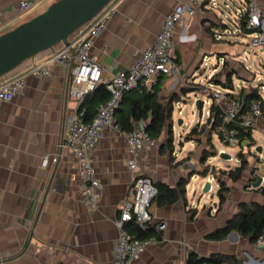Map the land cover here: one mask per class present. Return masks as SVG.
Masks as SVG:
<instances>
[{
    "label": "crops",
    "instance_id": "crops-1",
    "mask_svg": "<svg viewBox=\"0 0 264 264\" xmlns=\"http://www.w3.org/2000/svg\"><path fill=\"white\" fill-rule=\"evenodd\" d=\"M21 1L0 0V34L44 11L55 0H40L28 12L19 13ZM186 1L115 0L116 11L90 50L102 75L109 77L127 70L154 41L164 15L176 3ZM260 2L264 5V0ZM209 10L204 4L175 27L171 53L180 75H160L141 86L149 90L154 87L157 101L172 107V118L176 108L195 105L197 99L190 98L192 92L197 91V98L202 97L196 82L201 58L227 52L215 41ZM61 45L58 43L53 49ZM245 45L236 50L238 56ZM53 49L39 52L5 75L22 76L26 86L22 96L0 100V264H110L118 206L133 197L125 131L105 128L91 152L101 189L96 204L89 206L80 198L75 157L60 144L65 141L68 112L74 108L84 112L88 108V116L92 117L101 101L91 93L80 108L82 101L77 105L68 96L69 63L52 62ZM230 55L218 57L228 59ZM39 64L47 65L48 75L31 73L32 67ZM248 85L241 87L248 91ZM137 95L135 90L126 92L120 107L129 106ZM147 122H133L134 129ZM191 137L178 148L174 144L172 148L165 146L164 135L153 138L155 142L146 146L139 160L138 172L151 177L154 185L162 182L175 187L179 180L189 179L185 196L175 202L159 204L151 200L148 212L154 222H165V228L156 236L158 240L147 245L130 264H188L191 252L198 257L216 253L235 256V262L202 264H255L263 260L255 240L248 236L235 230L220 240L211 239L210 235L223 228L242 205H264V188L251 189L237 180L228 185L220 206L218 185L214 196L197 197V183L190 187L189 184L192 176L200 172L203 147L195 140L198 134ZM211 142L213 145L212 139Z\"/></svg>",
    "mask_w": 264,
    "mask_h": 264
},
{
    "label": "built area",
    "instance_id": "built-area-1",
    "mask_svg": "<svg viewBox=\"0 0 264 264\" xmlns=\"http://www.w3.org/2000/svg\"><path fill=\"white\" fill-rule=\"evenodd\" d=\"M39 1L22 0L18 4L17 11L28 12ZM215 3V0H187L176 3L164 15L154 41L135 58L127 70L109 77L102 75L101 67L92 57L90 50L94 39L104 30L108 20L115 13V0H110L89 21L76 29L68 38V45L62 44L58 49H53L52 62H72L68 96L77 105L98 85H103L108 93V98L98 104L95 114L90 119H85L83 111L79 108L68 112L65 121V141L60 144L61 147L66 146L75 157L80 198L87 205L96 204L101 189V183L91 161V152L97 146L105 128L110 127L121 132L116 123L115 111L124 93L139 86L148 85L160 75L179 76V68L171 53L175 27L186 15L195 14L197 8L204 4L211 7ZM240 5L235 11L237 32L248 35V41L242 52L246 53L248 50L250 54L259 48L264 49V5L260 0H241ZM241 20L244 21L245 28L250 30L249 32L242 29ZM71 48H74L73 52ZM31 73L48 75L49 69L46 64H39L32 67ZM210 78L209 75L208 85L198 83V90L202 96L209 98L207 100L209 106L213 104L218 109L221 122L216 126L215 132L220 142L228 146L238 144L234 125L257 129L264 135V100L258 86L248 85L257 88L260 98L253 99L245 106L239 96L240 87L236 88L233 84L232 90L222 87L213 88L214 83L210 81ZM25 86L22 76L13 78L1 76L0 100L9 101L15 96H22L25 93ZM209 113L208 108L206 115L208 116ZM124 137L129 155L127 158L131 178L129 187L133 191V197L130 200H123L118 206L119 214L114 220L117 235L110 264H130L147 245L158 240L156 236L135 237L128 229L130 226L138 227L142 231L152 226L158 232L165 228V222H154L148 212L157 188L151 177L138 172V163L146 146L153 144L155 140L144 128L125 132ZM45 162L46 157L43 159V163ZM255 246L263 255V260H257L255 264H264V227L255 240Z\"/></svg>",
    "mask_w": 264,
    "mask_h": 264
},
{
    "label": "rangeland",
    "instance_id": "rangeland-1",
    "mask_svg": "<svg viewBox=\"0 0 264 264\" xmlns=\"http://www.w3.org/2000/svg\"><path fill=\"white\" fill-rule=\"evenodd\" d=\"M240 1L241 0H215L216 3L210 7L209 11L211 13V20L213 21L211 28L214 30V35L217 39L215 41L219 44L218 47L220 49L227 52L217 53V56H208L212 54L203 56L200 61V68L196 72V82L207 84L209 75L211 78L214 76L224 78L225 75L234 72L232 79L236 88L247 86L248 84L258 86L261 97L264 100V49L259 48L252 51L250 54H248V50H246V53H240L239 56L236 54V50L244 46L248 41V35L241 36L237 32L235 11L237 7L241 6ZM225 4H227V6ZM226 53L231 54L230 58H225L223 60V57H218ZM250 81L251 83H249ZM212 87L215 88L220 86L213 84ZM197 95V91H194L190 94V98L192 100L200 98V96L197 98ZM201 99L203 100L201 110L197 109L195 105H193V107L184 105L181 109L176 108L174 110L173 116L175 120L172 118V142L177 148L179 144L192 139V137H185L187 134L185 130L190 129L195 124H197L196 134L199 136L195 138V140L203 147L201 161L204 158L205 160L201 163L200 173L194 174L190 179L189 187L191 184L197 183V197L199 195L205 196L206 194H213L214 196L218 180H223L225 183L229 184L233 183L222 171L234 168L240 164L242 159H246L247 165L237 183L243 184L251 189L254 188L258 190L264 188V179H262L259 186L253 187L251 185L252 182L256 181V177L264 176V135L257 129H252L253 144L249 145L246 141H243L241 144L238 143L234 146L223 145L216 133L212 134L207 124L199 123L206 119V110L209 108V103L207 102L209 98L202 96ZM177 118L182 119V124L177 123ZM258 146L261 147V152H256V147ZM220 148L231 155L230 160L219 158L218 150ZM213 149L214 151H212ZM213 154H216L215 158H212V156H214ZM205 168H207L208 171L203 175L202 172H204ZM207 181L210 182V189L208 192L203 193L202 188ZM191 190L190 192H192Z\"/></svg>",
    "mask_w": 264,
    "mask_h": 264
},
{
    "label": "trees",
    "instance_id": "trees-1",
    "mask_svg": "<svg viewBox=\"0 0 264 264\" xmlns=\"http://www.w3.org/2000/svg\"><path fill=\"white\" fill-rule=\"evenodd\" d=\"M240 24L245 32L250 31L246 30L243 20L240 21ZM70 36L71 34L69 35V37ZM232 75L233 72L225 75L224 78L214 76L210 78V81L224 89L232 90L234 87ZM132 90L137 91L138 95L132 98L129 106L122 108L119 105L115 111L116 123L119 129L121 131L129 132L134 129L133 122L148 120L145 125V130L151 135V137L158 139L159 137H161V135H164L165 146L172 148V107L166 106L157 101L156 90L153 86L150 90L145 89L141 86ZM91 93L97 94L99 101L101 102L105 101L108 98V93L103 85H98L93 91H91L87 95ZM239 96L242 98L245 106H247L253 99L260 98L256 87H250L248 91H246L243 87H240ZM82 103L83 100L80 103V108L82 107ZM202 104L203 103L201 101L199 110H201ZM209 112L210 113L206 117L205 124L209 125L211 130L215 131L216 126L221 122L219 112L213 104L209 106ZM83 113L85 119L91 118L90 116H88V108H86ZM234 126L236 128V136L239 144H241L243 141H246L249 145L254 143L252 129L243 127L241 125ZM196 131L197 124L190 128L185 137L188 138L193 136L194 134H196ZM204 160L205 158L202 159L201 163H203ZM246 165L247 160L242 159L240 161V164H238L234 168H230L229 170H223L222 172L226 174L227 178L231 182H235L240 178ZM207 171V168H205L204 172H202L203 175H205ZM188 179L189 178L179 180L178 184L175 187H171L162 182L155 183L157 193L153 199H155L159 204H170L175 202L178 198L184 197L186 192L185 186L188 183ZM217 184L218 187L216 190V194L220 206L225 200V193L229 190V183H225V181L223 180H218ZM263 227L264 205L256 202H251L242 205L239 212L231 220H229L223 228H220L214 234L210 235V238L220 240L223 239L229 231L235 230L239 234L243 236H248L252 241H254L259 236ZM128 229L135 237H159V232L156 231L152 226H149L145 231L140 230L138 227L131 226ZM221 261L235 262V256L222 255L216 253L208 256L198 257L195 253L191 252L188 257V264H202L205 262L218 263Z\"/></svg>",
    "mask_w": 264,
    "mask_h": 264
},
{
    "label": "water",
    "instance_id": "water-1",
    "mask_svg": "<svg viewBox=\"0 0 264 264\" xmlns=\"http://www.w3.org/2000/svg\"><path fill=\"white\" fill-rule=\"evenodd\" d=\"M110 0H55L47 8L30 19L0 34V77L10 73L27 59L41 51L53 49L61 43L69 44V35L89 21ZM72 52L74 48H71ZM68 76L71 74L72 62L69 61ZM201 99L195 102L200 109ZM182 124V119L177 120ZM144 128L145 126H139ZM261 152V147H256ZM219 158L230 160L231 155L219 152ZM198 172L197 174H199ZM263 177H256L252 186H259ZM210 189V182H205L202 192Z\"/></svg>",
    "mask_w": 264,
    "mask_h": 264
}]
</instances>
